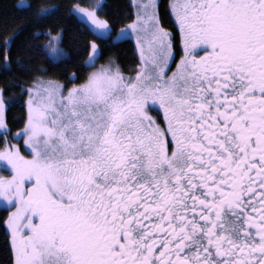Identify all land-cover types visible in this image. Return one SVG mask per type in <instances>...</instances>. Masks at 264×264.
<instances>
[{
    "label": "snow or ice",
    "instance_id": "snow-or-ice-1",
    "mask_svg": "<svg viewBox=\"0 0 264 264\" xmlns=\"http://www.w3.org/2000/svg\"><path fill=\"white\" fill-rule=\"evenodd\" d=\"M103 8L70 11L98 39L134 35L139 64L96 67L104 50L86 39L81 83L22 89L23 145L0 148L11 264H264V0H171L175 70L155 0L114 38ZM24 31L0 28L6 71L41 34L42 53L64 55L62 31ZM7 108L0 90V129Z\"/></svg>",
    "mask_w": 264,
    "mask_h": 264
},
{
    "label": "trees",
    "instance_id": "trees-1",
    "mask_svg": "<svg viewBox=\"0 0 264 264\" xmlns=\"http://www.w3.org/2000/svg\"><path fill=\"white\" fill-rule=\"evenodd\" d=\"M89 5L85 0H0V28L8 26L12 29L24 27V35L29 33H47L57 35L63 32L59 46L64 50V56L53 60L47 50L40 49L50 39L47 35H39L34 41L32 51H21L18 54L23 58L25 67L14 62L10 70H5L0 64V88L7 101L6 120L12 131L22 126L24 107L23 100L27 88L37 78H55L67 83L70 74L80 77L87 75L90 67L85 66L87 56L82 53L81 46L85 40H97L104 50L103 56L97 60L105 63L111 59L116 65L123 68L133 66L137 62V53L131 39L125 38L112 42L110 39H98L97 36L81 22L70 10L74 3ZM101 18L108 19L112 32L133 19L131 0H103ZM23 5V6H21ZM170 0H158V13L163 25L170 27L169 11ZM50 10L46 15L43 10ZM43 17V18H41ZM9 35L11 32L8 33ZM3 203V202H2ZM5 206L0 204V220L6 217ZM11 237L6 224L0 223V264H11Z\"/></svg>",
    "mask_w": 264,
    "mask_h": 264
},
{
    "label": "rangeland",
    "instance_id": "rangeland-1",
    "mask_svg": "<svg viewBox=\"0 0 264 264\" xmlns=\"http://www.w3.org/2000/svg\"><path fill=\"white\" fill-rule=\"evenodd\" d=\"M87 1V3H89V5H82L80 4V2H76L73 4L72 8L71 9H75L77 8V6H80V7H89V6H96L98 4V0H85ZM103 0H100V2H102ZM144 2H147V0H131V7H132V13H133V19H135V15H136V12H137V8H136V5L139 4V3H144ZM156 4L158 5V0H155ZM170 4H171V0H170ZM73 13V12H72ZM171 13V11H170ZM81 22H83L92 32V26L90 25V22L87 21L86 17L82 14H79L78 11L76 13H73ZM172 15V14H171ZM173 16V15H172ZM132 20L128 23H126L125 25H123L122 27L118 28L115 32H111V36L114 38L116 37L117 33L121 30V29H124L126 25L130 24L132 22ZM58 35V34H57ZM57 35H52V37H55ZM95 35V34H94ZM96 36V35H95ZM125 38H129L132 40L133 44H134V47H135V36L134 35H131L129 34L127 37H122L120 39H117V40H112L110 39L112 42H116L118 40H121V39H125ZM50 42V39L47 41L46 44H48ZM45 44V45H46ZM60 47V46H59ZM61 48V47H60ZM136 49V47H135ZM136 52L139 56V53H138V50L136 49ZM53 60H59L62 56L60 57H53L52 55H49ZM64 56V55H63ZM101 64H104V63H98L96 61V67H99ZM107 64V63H106ZM95 70L94 68L90 67V70L89 72ZM42 79H55V78H42ZM57 80V79H55ZM83 81V80H82ZM81 81V82H82ZM61 82V81H60ZM63 83V82H61ZM72 83H76L75 81L74 82H68V86L70 87ZM77 84V83H76ZM32 85V83L25 89H28L30 88ZM1 90V88H0ZM4 95V94H3ZM28 92L26 91L25 93V97H24V100H23V107H24V115H23V121H22V126L18 129H14V130H10L9 128H7V130L5 129H0V148H3L6 146V141L7 142H10L11 144H18V145H23V141L22 140H19V139H12V137L19 131H21L24 127V124L27 120V100H28ZM7 102V101H6ZM8 125V123H7ZM0 176H10V172L6 171L5 168L0 165ZM3 201L0 200V204H4V202L2 203ZM9 234H10V231H9Z\"/></svg>",
    "mask_w": 264,
    "mask_h": 264
},
{
    "label": "flooded vegetation",
    "instance_id": "flooded-vegetation-1",
    "mask_svg": "<svg viewBox=\"0 0 264 264\" xmlns=\"http://www.w3.org/2000/svg\"><path fill=\"white\" fill-rule=\"evenodd\" d=\"M169 11H170V5H169ZM170 18H171L170 27H168L167 24H166V25H163L162 22H161V26H162L163 28H165L167 31L172 32V33H173V36L175 37V40L173 41V43H174V49H173V51H174V53H175V57H174V59H175V63L170 62V67H171V69H172V70H175L176 63L179 62L180 56L183 55V52H182V44H181V42H180L179 32H178V30L174 27V16H172L171 13H170ZM136 53H137V52H136ZM107 62H108V60H107L104 64H106ZM138 64H139V56H138V54H137V62H136L135 65L130 66V67H128V68H123V67H121V69L124 71V74H125V75H128V74H132V75H134V73H129V69H132V68L136 67ZM75 82H76L77 84L81 83V81H79V80H75ZM63 83H64V82H63ZM67 83H68V82H67Z\"/></svg>",
    "mask_w": 264,
    "mask_h": 264
},
{
    "label": "water",
    "instance_id": "water-1",
    "mask_svg": "<svg viewBox=\"0 0 264 264\" xmlns=\"http://www.w3.org/2000/svg\"><path fill=\"white\" fill-rule=\"evenodd\" d=\"M71 75H73V74H71ZM70 76V75H69Z\"/></svg>",
    "mask_w": 264,
    "mask_h": 264
}]
</instances>
